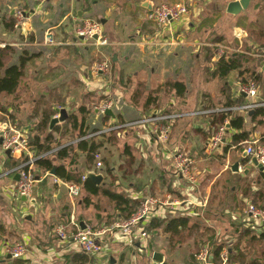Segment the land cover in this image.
<instances>
[{
    "label": "crops",
    "instance_id": "obj_1",
    "mask_svg": "<svg viewBox=\"0 0 264 264\" xmlns=\"http://www.w3.org/2000/svg\"><path fill=\"white\" fill-rule=\"evenodd\" d=\"M235 1L238 0H0L1 76L11 66L19 67L22 71L16 91L0 97V122L7 118L14 126L28 130L24 127L38 122L39 116L35 111L44 101L59 109L57 116L61 110L59 103L64 105L62 109L67 117L75 114L78 119H81L78 111L83 107L87 112L85 125L90 131L115 123L137 122L154 115H181L173 124L165 146L157 142L150 123L123 130V149L129 148L134 166H127L128 172L123 170L122 165L118 168L121 174L126 173L127 183L125 181L122 189L115 179L113 187L116 189L112 187L111 190L129 200L131 198L126 193L129 191L131 195L133 191L136 194L131 197L135 200L130 201L138 205L147 196L184 202L175 213L166 214L164 219L154 220L151 225L156 222L165 224L177 218L190 219L188 226L175 235L164 233L163 225L153 230L150 225L145 228L147 237L136 238L130 247L113 239V236L120 237L118 233H109L103 238L109 252L98 261L83 255L75 245L58 241L53 229L67 220L69 222L72 217L85 228L105 229L106 220L114 214L113 205L106 197L91 196L90 205L85 206L82 200L86 193L72 199L64 186L54 183L56 176H46L42 170L35 169L40 180L34 185L31 199L15 200L11 196V187L15 186L16 175L6 176L0 180V260H4V264L14 263L5 251L14 241L26 245L22 260L24 264H156L152 257L155 253L163 256L165 264H197L190 256L193 249L186 250L183 245L177 244L176 253L172 250L167 256L152 250V238L160 233L168 235L166 240L171 242L187 231L188 238L207 243V236L200 237L201 231L206 228L214 229L217 245L235 246L237 253L246 261L242 251L245 242L241 234L244 232L241 231L249 228L258 236L264 232V228L247 218L245 204H251L253 192H264V187L253 182L258 173L256 169L252 168L248 175L242 176L251 160L244 165V147L238 149L232 146V138L239 132L225 129L220 145L211 149L209 141L205 142L209 119L205 117L207 114H198L202 108L208 109V113L227 111L223 108L227 94L232 100L241 96L244 104L249 103L251 100L240 90L244 83L250 81V74L260 76L256 86L257 100L264 103V63L257 52L249 54L244 49V44L250 48L258 46L248 38L247 32L264 27V0H250L248 7L236 15L227 13L228 5ZM176 3H183L189 9V15L179 22L158 26L147 20V13L155 7ZM18 11L28 14V17L18 20ZM86 20L98 21L105 45L98 46L76 36V29ZM12 22L14 26L8 29ZM205 33L210 34L202 37ZM49 38L52 39L51 43ZM214 44L227 47L226 57L229 54L237 57L244 53L248 60L243 62L241 70L232 71L223 79L213 77L211 71L218 61ZM99 51L97 58L93 54ZM152 51L154 55H149L148 52ZM209 51L212 53L210 58ZM107 57L109 75L93 73V66L107 60ZM241 71L247 72L241 74ZM174 83L184 85L182 96L176 94L172 87ZM150 98L153 102L148 104ZM102 104L110 106L108 110L113 116L106 115V111L96 110ZM230 112L243 118V131L248 134V141L264 136V119L262 125H257L252 121V111ZM113 138L112 143L107 144L99 154L102 165L99 170L95 168V160L92 166L96 171L93 168L86 170L89 164L83 160L84 155L77 151L75 145L74 152L79 158L77 163L80 161L70 165L68 159L64 162L65 167L82 172L84 176L93 172L100 174L102 187H108L112 177L105 176L102 159L110 154L111 147L118 142L117 137ZM72 141L63 142V146ZM184 150L192 156L187 157L193 160L194 167L197 164L195 174L205 181L202 189L197 185L191 187L192 183L189 185L175 172L172 154L177 152L183 155ZM123 153L120 159L125 163L127 156ZM19 163V155H7L0 150V173H8ZM234 165H237L236 173L231 169ZM111 169L113 177H118L115 175L117 169L114 166ZM130 173L133 177H129ZM137 177L138 189L129 182L130 178ZM229 178L238 179L237 190L225 182ZM244 179L249 182L248 194L243 193ZM228 185L235 199L231 203L233 207L225 209L223 212L227 214L221 213L220 217H217L220 209L216 214H209L218 219L204 217L202 214L208 198L212 195L214 199L215 196L214 186H218L222 196ZM102 203L109 204L110 210L101 207ZM12 205H19V209ZM218 221H223L220 227L215 226ZM195 224L199 225L198 229L193 228ZM232 224L239 227L241 233L236 232ZM24 227H28L29 231ZM207 246L211 245L206 244L204 248ZM263 246L264 241L259 247ZM143 253L145 258L142 257Z\"/></svg>",
    "mask_w": 264,
    "mask_h": 264
},
{
    "label": "built area",
    "instance_id": "obj_2",
    "mask_svg": "<svg viewBox=\"0 0 264 264\" xmlns=\"http://www.w3.org/2000/svg\"><path fill=\"white\" fill-rule=\"evenodd\" d=\"M187 15H189V9L183 3H176L172 5L162 4L148 12L146 18L155 25L166 26L170 23L179 22ZM16 17L18 20L23 19V13L18 11L16 13ZM75 32L77 37L83 38L89 42L92 41L95 45L102 46L106 44L105 39L103 38L102 27L99 23L86 20L83 22L81 27L76 29ZM94 37L96 38L94 39ZM48 41L51 43L52 39L49 38ZM227 54V47H221L220 49H217L215 55L219 60ZM259 56L264 63V48L260 50ZM92 71L95 74L107 75L110 73V63L107 60L96 63L93 66ZM240 91L251 101L247 104L235 106L229 109L230 111L242 113L264 107V103L257 100V87L253 81H248L246 84L242 85ZM108 109H110V106L107 104H102L96 108V110L100 112H105ZM208 112L209 111H202L198 114L204 115L208 114ZM57 117L58 116L54 118ZM180 117L181 115L179 114L168 113L150 116L147 119H140L137 122L122 124L115 123L104 129L92 132L85 137L78 138L68 145H75L80 141L92 139L98 137L99 135L110 134L113 131L133 129L137 125L150 123L153 127L152 133L157 137V142L160 145L165 146L170 136L173 121L179 119ZM224 132L225 127L223 126L214 133L209 142V147L211 149H215L218 145H220ZM29 135L28 130L14 126L7 118L0 122V150L2 152L9 151L10 154H17L20 159V163L8 173H0V180L6 176L18 175L15 186L11 191V196L15 200L31 199L34 185L39 182L38 180H40L35 173V161L52 156L60 148L64 147H56L48 153L35 155L29 146ZM261 140V138L249 140L244 143L243 147L245 156H248L250 159H255L258 164L264 167V142L262 143ZM172 159L174 161L173 166L175 172L179 174L181 178L193 183V160L177 152L172 154ZM94 160L96 161L95 168L99 170L102 166L99 155H96ZM45 175L51 176L49 173H46ZM85 178L86 176L82 177L81 181L83 182ZM54 183L64 186L68 196L72 199H76L81 195L80 185L65 183L58 178L54 179ZM183 203L184 202H171L169 199L147 196L142 198L139 202L137 211L131 215L129 219L115 222L109 228L95 231H92L87 227L82 229L79 223L72 217L67 224L57 225L53 229V235L61 243H71L75 245L82 254L100 261L106 257L109 252V248L107 247L105 240H103L107 234L116 232L120 235L121 240H124L121 241V243L127 247L133 246L136 238L144 239L147 237L145 228H148L152 221L164 219L166 214L175 213ZM245 213L247 218L255 223L256 226L264 228V209H259L249 204ZM5 251L14 262L22 261L26 254V245L23 242H16L7 247ZM220 257L223 262L222 264H226L228 259L225 249L222 251ZM198 259L206 264H209L208 261L210 259V254L206 248L201 250Z\"/></svg>",
    "mask_w": 264,
    "mask_h": 264
},
{
    "label": "trees",
    "instance_id": "obj_3",
    "mask_svg": "<svg viewBox=\"0 0 264 264\" xmlns=\"http://www.w3.org/2000/svg\"><path fill=\"white\" fill-rule=\"evenodd\" d=\"M14 26V22L12 24L8 25V29H11ZM248 38H250L254 43L256 42L258 46L256 47H249L247 44H244L245 52H249V54H255L256 52L260 54V50L264 48V27H259L258 29H249L248 32ZM217 42V41H215ZM255 48V49H254ZM208 56H212V53L209 51ZM230 58V59H229ZM246 55L239 54L237 57H232L231 54H229L227 57H222L219 59L212 68L211 75L213 77H218L219 79L225 78L230 72L241 70L243 62H246L248 58L246 59ZM3 64L0 61V97L2 95H12L18 86L19 80L22 76L21 68L16 66H11L7 69H5L4 75L1 76V70H2ZM247 71H241V74ZM250 81H253L255 85L257 86V83L259 82L260 76H255L254 74H250ZM247 83V82H246ZM244 83V84H246ZM172 87L176 90V94L178 96H182L184 93V85L180 83H174ZM153 100L150 98L148 100V104L152 103ZM243 98L240 96L238 99L232 100L230 94H227L226 102L223 105V108H226L227 111L224 112H212L205 115L206 119H209V126L208 131L205 134V142L212 139V136L214 133L221 127H225L227 129V125L231 129H235L239 132V134L234 135L232 138V146L234 148L241 149V147L246 143L249 139V136L246 132L243 131L244 129V120L241 116H236L232 112H230L231 107L240 106L243 105ZM59 103V107L62 109L64 107L63 104ZM57 110L55 109L54 105L49 103V101H44L40 103L36 108V114L39 116L38 122L35 125L24 127L28 129L29 132V146L31 150L35 153V155H42L44 153H48L55 149L56 147H61L64 145L63 142H66L67 140H76L81 137H85L89 135L92 132L98 131V129H93L90 131L88 126L85 125V116L86 111L82 107L78 113L81 115V119H78L77 115L70 114L66 120L61 125H55L52 129H50L51 121L54 117L57 116ZM208 109H201V111H207ZM203 118V116H201ZM251 118L253 122H256L257 125H262L264 119V107L257 108L252 111ZM178 119L173 121V124L176 123ZM227 122V123H226ZM122 124V123H118ZM121 131H113L110 134H104L99 135L98 139L97 137L92 139H87L78 142L75 144V148L77 151L81 152L84 157L83 160L89 164L88 168L86 169L91 170L93 168L92 164H94V157L96 155H99L101 152L105 150V146L107 144H111L113 137H116V134ZM111 135V136H109ZM113 135V136H112ZM76 138V139H75ZM262 143L264 142V136L261 138ZM123 154L127 156V161L124 163L125 165L129 166V168H132L134 166L133 158L130 155L129 148L126 147L123 149ZM106 155H104V158L102 159L104 162V174L105 176L112 177V181H110V184L108 187L104 188L102 187V182L100 185H96L93 181L85 178V180L82 182L81 178L84 177L82 175V172L75 171V169H67L65 166V161L70 159L69 164L74 165L77 163L78 155L74 152L73 145H66L62 148H60L54 155L41 158L37 161H35L34 166L35 169L42 170L45 173H50L53 167H55V176L62 180L65 183L69 184H77L81 186V195L82 193H86V197H83L82 203L85 206L90 205V197H95L98 195H102L106 197L109 202L113 205L114 208V214L113 216L109 217L105 222V228H109L113 223L118 221H124L127 220L133 215L138 208V203L131 202L129 199L125 198L120 193H116L111 190V188L114 186V180L116 179L113 177V174L111 173L112 164L107 161ZM79 159V158H78ZM251 159L246 156L245 159H243L242 163L248 164ZM15 166V165H14ZM16 167V166H15ZM94 169V168H93ZM96 171L95 169L93 170ZM93 172V173H94ZM124 176L126 175L125 172H123ZM229 174V173H228ZM230 175V174H229ZM37 176V175H36ZM233 176V175H232ZM244 179L243 181H245ZM226 183H230L232 186L231 188L234 190H237L238 185V179L232 180V178H229L225 181ZM258 186L264 187V175L261 173H257L256 178L253 180ZM245 186L243 189V193H249L250 191L247 189L249 187V182L245 181ZM248 190V192H247ZM229 195L231 196V199L229 200V203H234V198L232 196L233 191L229 190ZM254 200H251V205H253L256 208L264 209V192L262 190L254 191L253 192ZM245 208L247 209V205L245 204ZM243 213V212H242ZM78 220V219H77ZM190 219L189 218H177L168 221L167 223H161L156 222L152 224L151 229H155L158 226L163 225V232L164 233H170L171 235L178 234L180 229H185L188 226ZM68 222L65 221L64 223ZM63 223V224H64ZM233 228L236 232L241 233L244 232L242 237H244V245L242 246L243 254L246 256V261L244 262L242 259V256L239 255L234 247H226L224 245H217L216 239H215V231L213 228H206L204 231H201V235L207 236V243L200 242L199 248L202 250L204 249V245L210 244L211 246H207V250L210 254V261L209 264H222V259L220 257L222 251L225 249L227 252V263L226 264H264V259L262 255H256L254 250L252 249V246H257V248L260 246V243L264 241V232L260 235H255L253 231L249 228L243 229L241 232L239 227H236L233 225ZM194 229H198L199 225L195 224L193 226ZM150 229V230H151ZM92 231H95L96 228H91ZM199 231V230H198ZM197 238V237H196ZM197 247V248H198ZM212 247H215L213 250ZM84 255V254H83ZM86 256V255H85ZM87 258V257H84ZM24 264L23 261H17L13 264Z\"/></svg>",
    "mask_w": 264,
    "mask_h": 264
},
{
    "label": "rangeland",
    "instance_id": "obj_4",
    "mask_svg": "<svg viewBox=\"0 0 264 264\" xmlns=\"http://www.w3.org/2000/svg\"><path fill=\"white\" fill-rule=\"evenodd\" d=\"M188 16V15H187ZM187 16H185V17H187ZM184 18V17H183ZM93 22H96V23H98V21H95V20H92ZM210 34V33H209ZM209 34H206L205 33V35L204 36H202V37H207ZM92 41H90V43H91ZM165 43H167V42H165ZM164 43V44H165ZM174 43V42H173ZM170 44V43H169ZM168 44V45H169ZM165 45H167V44H165ZM214 46H215V44H214ZM151 47H157V46H151ZM221 47H226V46H215V48H216V51H217V49H220ZM216 51H215V54H216ZM100 53V51L99 52H97L96 54H93L95 57L97 56V55H100L99 54ZM148 54L149 55H154V51H152V52H148ZM97 58H98V56H97ZM96 58V59H97ZM108 59H109V57H107V61H108ZM109 62V61H108ZM93 66V65H92ZM92 68V67H91ZM109 75V73L106 75V76H108ZM90 110H92V109H90ZM124 131H126V130H124ZM116 137L117 138H119V140L116 138V140L118 141V142H116L115 143V146L112 148L111 147V149H110V154L108 153V156L106 157V159H107V161H109L110 163H112V166H114L116 169H117V171L118 172H116L115 173V175H118V177L116 176L115 178L117 179V182H119L121 185H122V189L124 188V185H125V181H126V177L123 175V174H121V172L122 171H119L118 170V168L122 165V167H123V170L125 169V171H129V169L127 168V165H125L124 163H123V161L124 160H122L121 161V157L122 156H120L122 153H123V144L125 143V138L123 137V131H121V132H118L117 134H116ZM68 141V140H67ZM126 142H128V140L126 141ZM114 144V143H113ZM132 147V146H131ZM183 152V155L184 156H191V155H189V152H187V150H184V151H182ZM102 157H103V154H102ZM192 157V156H191ZM105 165V164H104ZM137 165V164H136ZM216 166V165H215ZM196 167H197V164L195 165V167L193 166V170H192V179L193 180H195L196 179V181L194 182V183H192L193 184V186H191V187H196V185H197V188H199V186H200V188L202 189V188H204V185H206L204 182V179L203 178H200L199 176H197L196 174H195V172H196ZM218 167V166H217ZM3 172V171H2ZM143 175H145L146 176V174H143ZM140 176V175H139ZM144 176V177H145ZM129 177H133V175L130 173L129 174ZM199 179L198 181H197V178ZM49 178V177H48ZM195 178V179H194ZM129 179V178H128ZM129 182H131V183H133V185H134V187L135 188H139V178L137 177V178H130L129 179ZM126 183H127V181H126ZM186 183H188L189 185H191V182H186ZM196 183V184H195ZM204 183V184H203ZM199 184V185H198ZM12 186V185H11ZM10 186V187H11ZM215 187V189H216V192L214 191V199H213V196L211 195L209 198H208V203H207V206L204 208V213L202 214V215H204V217H208V218H210V219H218L217 217H220L219 215H221V213H222V215H224V214H227L226 212H223L225 209L227 210V209H231L233 206H232V204L230 203V204H227V203H229V200L231 199V196L229 195V193H230V186L228 185L227 186V190L222 194V196L220 195L221 193H219V191H218V186H214ZM114 189H116V187H113ZM196 189V188H195ZM13 190V187H11V191ZM124 191V190H123ZM138 193H140V192H138ZM142 193V192H141ZM131 199V201H134L135 199H132V197H131V195L133 194H136V193H134L133 191L131 192V195H130V193H129V191H128V193H126ZM219 194V195H218ZM196 197H198V192H197V194H196ZM10 199L12 200V198L10 197ZM20 204V203H19ZM15 209H19V205H12ZM101 207H107L108 208V211L110 210V208H109V204L107 205V204H104V203H102V206ZM217 209H220L219 210V212L220 213H217ZM210 213H217V217H214L215 215H209ZM21 217V216H20ZM245 219H246V216H245ZM223 221H218L217 223H215L216 225L215 226H217V227H220L221 226V223H222ZM206 226L208 225V224H205ZM25 228V230H28L29 231V228L27 227H24ZM188 233H187V231H185L183 234H182V236L181 237H178V238H176V239H174L173 241H171V242H169V241H167L166 239V237H168V235H164V234H160V233H158V234H156L155 236H153V238H152V243H153V245H152V250H154V251H159V252H162V253H164V254H166L167 256H169V254L168 253H170L172 250H173V253L175 252L176 253V251H175V248H177V244H180V245H183V249H186V250H192L193 249V253L190 255L191 257H193L194 258V262L195 263H199V264H206L205 262H203V261H200L199 259H198V257H199V255H200V252H201V249L198 247L199 246V244H200V242H198V241H196V240H192V239H190V238H188L189 236L187 235ZM188 236V237H187ZM119 238L120 237H118V236H113V239L114 240H117V241H124V240H119ZM18 241H20V240H18ZM16 241H14L13 243H15ZM194 247V248H193ZM198 247V248H197ZM173 248V249H172ZM252 249L254 250V252H255V254L256 255H259L262 251L261 250H263V252H262V257H263V259H264V246L263 247H259V248H257V246H252ZM8 256V255H7ZM245 260V259H244ZM13 261V260H12ZM211 264V263H210Z\"/></svg>",
    "mask_w": 264,
    "mask_h": 264
},
{
    "label": "water",
    "instance_id": "obj_5",
    "mask_svg": "<svg viewBox=\"0 0 264 264\" xmlns=\"http://www.w3.org/2000/svg\"><path fill=\"white\" fill-rule=\"evenodd\" d=\"M250 0H238L235 2H232L228 5L227 8V13L232 14V15H236L238 13H240L242 10H245L248 5H249ZM26 16L28 17V14H24L23 13V17ZM96 37H94L95 39ZM106 115L109 116H113L112 113L108 110L105 112ZM66 111L64 109H61L59 111V116L57 118H54L51 121L50 124V129H52L54 127V125H56L57 123H61L64 122L66 120ZM226 128H229V126L227 125ZM7 155L10 154L9 151L6 152ZM252 168L256 169L258 173H261L264 175V167L261 166L260 164H258V162L255 159H251V164L247 165L243 171L242 176L248 175L250 173V171L252 170ZM233 172H237V165H234L232 168ZM51 176H55V167L52 168V170L49 173ZM18 178V175L15 176V179ZM86 178L93 181L96 185H100L102 182V176L100 174H94V173H88L86 175ZM81 228L84 229L85 227H83L82 223H81ZM9 257V256H8ZM10 258V257H9ZM153 260L156 261L159 264H164L163 263V258L161 254L155 253L153 255ZM0 264H4V260H0Z\"/></svg>",
    "mask_w": 264,
    "mask_h": 264
},
{
    "label": "flooded vegetation",
    "instance_id": "obj_6",
    "mask_svg": "<svg viewBox=\"0 0 264 264\" xmlns=\"http://www.w3.org/2000/svg\"><path fill=\"white\" fill-rule=\"evenodd\" d=\"M153 254V253H152ZM154 255V254H153ZM153 255H152V257H153ZM143 258H145V256H144V253H143V256H142ZM162 258H163V256H162ZM156 262V261H155ZM193 262V261H192ZM163 263H164V261H163ZM156 264H159V263H157L156 262ZM165 264V263H164Z\"/></svg>",
    "mask_w": 264,
    "mask_h": 264
}]
</instances>
